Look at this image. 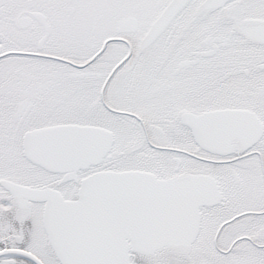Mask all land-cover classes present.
Returning a JSON list of instances; mask_svg holds the SVG:
<instances>
[{
  "label": "snow or ice",
  "instance_id": "1",
  "mask_svg": "<svg viewBox=\"0 0 264 264\" xmlns=\"http://www.w3.org/2000/svg\"><path fill=\"white\" fill-rule=\"evenodd\" d=\"M0 264H264V0H0Z\"/></svg>",
  "mask_w": 264,
  "mask_h": 264
}]
</instances>
